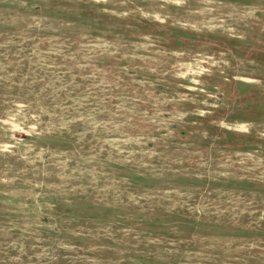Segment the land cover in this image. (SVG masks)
<instances>
[{
	"label": "rangeland",
	"instance_id": "rangeland-1",
	"mask_svg": "<svg viewBox=\"0 0 264 264\" xmlns=\"http://www.w3.org/2000/svg\"><path fill=\"white\" fill-rule=\"evenodd\" d=\"M0 264H264V0H0Z\"/></svg>",
	"mask_w": 264,
	"mask_h": 264
}]
</instances>
